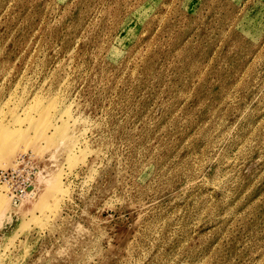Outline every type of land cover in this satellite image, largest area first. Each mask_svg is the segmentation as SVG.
Masks as SVG:
<instances>
[{"label": "rangeland", "instance_id": "rangeland-1", "mask_svg": "<svg viewBox=\"0 0 264 264\" xmlns=\"http://www.w3.org/2000/svg\"><path fill=\"white\" fill-rule=\"evenodd\" d=\"M0 128V264H264V0H0Z\"/></svg>", "mask_w": 264, "mask_h": 264}, {"label": "built area", "instance_id": "built-area-1", "mask_svg": "<svg viewBox=\"0 0 264 264\" xmlns=\"http://www.w3.org/2000/svg\"><path fill=\"white\" fill-rule=\"evenodd\" d=\"M35 173L32 161L21 157L15 168L0 171V184L6 187L9 196L18 200L28 194Z\"/></svg>", "mask_w": 264, "mask_h": 264}, {"label": "bare ground", "instance_id": "bare-ground-1", "mask_svg": "<svg viewBox=\"0 0 264 264\" xmlns=\"http://www.w3.org/2000/svg\"><path fill=\"white\" fill-rule=\"evenodd\" d=\"M9 134H11V133H10V132H7V131L5 132L4 129H1V128H0V137H2V138H0V145H5V143L7 142L6 139L9 140V139H11V138L13 137V136H12L11 138H9V136H8ZM4 135H5V136H4ZM4 137H5V139H3ZM1 139H2V140H1ZM5 140H6V141H5ZM4 187H5V186H4ZM5 188H6V187H5Z\"/></svg>", "mask_w": 264, "mask_h": 264}]
</instances>
